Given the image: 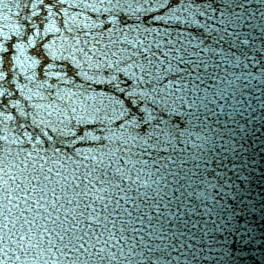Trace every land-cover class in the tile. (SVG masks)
<instances>
[{
  "label": "snow or ice",
  "instance_id": "6c2138e0",
  "mask_svg": "<svg viewBox=\"0 0 264 264\" xmlns=\"http://www.w3.org/2000/svg\"><path fill=\"white\" fill-rule=\"evenodd\" d=\"M229 67L259 107L201 114ZM254 80L251 0H0V264H264Z\"/></svg>",
  "mask_w": 264,
  "mask_h": 264
},
{
  "label": "water",
  "instance_id": "95a60500",
  "mask_svg": "<svg viewBox=\"0 0 264 264\" xmlns=\"http://www.w3.org/2000/svg\"><path fill=\"white\" fill-rule=\"evenodd\" d=\"M251 2L260 5L261 10H264V3H262V0H251ZM217 61L219 62V57H217ZM239 71L240 69L229 67L227 71L220 73V79L208 82L207 86L201 89L199 98L197 99V105L199 106L201 114L205 113V106L207 108L213 109L214 111H220L217 105H225V111L230 112L232 111V108L229 107V105H235L237 108L241 106L237 103V101H241V103L248 102L251 103L253 107H259L258 101L252 100L248 92L245 90L246 86L244 85L243 81H236L234 73H238ZM225 81H232L233 87H229ZM250 83L252 86V91L255 93V95L259 96V88L264 87V82L254 80ZM220 93H223L224 95H221ZM191 131L193 133L192 139L196 144H202L205 151L212 149V143H205L202 140L196 139L197 135L201 137H212L213 133L209 129L200 126L192 128ZM193 151H197V149L194 148ZM257 159H259V157H257ZM250 187L251 196L257 203L258 209L260 206L259 202L261 197L264 196V179L260 178L259 166L257 167V171L253 177ZM225 200H227V198H225ZM246 218L252 220L253 225L257 228V235H259L260 232H264V220H261L259 211H256L254 219L252 217ZM205 254L207 255V253ZM209 261H211L210 256Z\"/></svg>",
  "mask_w": 264,
  "mask_h": 264
}]
</instances>
